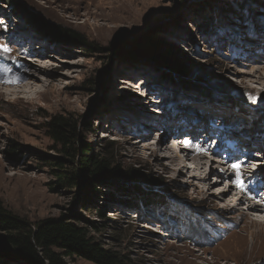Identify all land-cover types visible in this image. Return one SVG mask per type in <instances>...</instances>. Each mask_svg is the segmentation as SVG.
<instances>
[{
	"label": "rangeland",
	"instance_id": "374dc122",
	"mask_svg": "<svg viewBox=\"0 0 264 264\" xmlns=\"http://www.w3.org/2000/svg\"><path fill=\"white\" fill-rule=\"evenodd\" d=\"M12 1L48 23L78 31L87 44L42 39L38 32L29 31L28 22L10 14L11 4L0 0V45L10 49L0 52V73L10 69L9 76L20 78L27 73L26 82L34 69L45 70L37 72L36 93L25 97L6 93V88L14 89L21 79L9 85L0 83V201L4 206L31 222L48 217L78 225H88L85 219L94 221L101 229L92 234L101 247L134 264H264V231L251 222L261 215L243 216L246 201L229 206L233 192L217 195L226 184L233 185L235 174L229 165L247 158L246 147L234 148L235 139L239 143L245 133L242 139L252 138L254 154H264V131L253 127L251 117L255 114L259 121L264 117V0ZM204 19L211 22L213 34L202 32ZM142 34L171 45L174 53L208 81L205 94L181 91L179 85L175 88L163 79L162 69L142 57L134 60L125 42ZM114 44L117 49L109 50ZM45 81H51L50 85ZM218 88L232 98H245L255 108L229 104L234 98L223 101L222 96H214ZM181 107L188 114L172 119ZM197 111L216 113L209 115L216 124L218 116H230L242 124L243 132H234L233 122L215 129L207 143L201 142L204 136L199 134L194 141L181 136L182 141L177 140L180 147L175 144L176 150L194 148L192 155L199 154L197 146L220 149L217 160H230L224 165L226 179L222 182L215 183L216 173L208 174L205 183L189 177L191 170L171 169L174 165L163 156L174 152L165 149L173 143L168 137L176 129L173 124L180 125L182 119L195 124L191 116L198 118ZM55 116L74 121L79 137L72 145L78 158L83 151L81 142L90 146L88 155L95 159L104 155L108 141H114L109 157L114 165L133 168L153 183L137 179L126 186L161 193L169 208L152 209L140 204L138 197L134 205L127 206L124 202L131 197L114 195L116 190L103 173L97 177L104 182L96 181L94 189L81 184L89 174L78 170L79 161H68L47 130ZM186 141L190 143L184 145ZM156 145L161 149L154 153ZM57 161L61 167L54 165ZM187 164L193 166L190 160ZM71 172L78 176V185L62 187L57 175ZM193 182L201 191L195 190ZM96 203L105 206L109 224L94 210ZM189 214L200 222L196 230L200 234L190 236L184 230ZM64 261L95 264L77 255L64 256Z\"/></svg>",
	"mask_w": 264,
	"mask_h": 264
},
{
	"label": "trees",
	"instance_id": "16d2710c",
	"mask_svg": "<svg viewBox=\"0 0 264 264\" xmlns=\"http://www.w3.org/2000/svg\"><path fill=\"white\" fill-rule=\"evenodd\" d=\"M4 3L11 4L13 6L11 8L13 14L11 12L10 14L13 17L15 16L28 22L30 26L29 31L38 32V35L42 39L48 38L51 41L60 40L64 43L86 46L87 41L85 37L78 31L48 23L39 16L24 9L21 5L16 6L12 0H5ZM203 25L202 32L204 34H213L215 29L211 22L204 19ZM125 43L131 46L133 50L131 56L134 60L142 57L152 63L157 69L166 71L165 73L162 71L159 73L173 87L176 88V84L179 85L177 87H180L181 91L201 92V94H205L204 90L208 81L198 76L183 57L174 53L171 45L154 40L152 37H147L144 34L133 37ZM117 47L114 44L109 50L115 51ZM118 52L121 51L119 50ZM157 69L154 70L157 71ZM215 94L214 96H219L221 99L223 97V101H228L229 98L237 99L235 102L228 101V103L230 102L229 104H234V106H238L239 104L241 109L249 110V106L255 108L245 98H232L225 89L218 88ZM251 117L253 127L264 131V117L261 118V121H259L260 118L255 114L251 115ZM47 130L51 138L62 146V152L67 156L68 161L70 163L71 161L75 163L79 161L80 167H78V170L89 174L88 178L84 177V182H81V184L93 187L94 189L96 181L104 182L97 177L103 173L104 177L109 179V184L111 183V186L116 190L114 195L121 194L125 195V197H131V200L124 202L127 206L134 205V201L138 197L140 204L144 206L150 205L152 209L158 210L159 207H163L164 205H167L165 208H169V202H166V198L161 193L149 191L137 185L126 186V183L135 182L137 179H141L150 185L153 183H151L152 179L149 176L142 175L139 177V174L133 168L125 169L119 165H114L113 161L109 158L114 149V141H108L104 146V155L95 159H90L88 155L91 151L90 146L81 142V149L83 151L81 157L78 158V150L73 147L72 142L79 137V133L72 119L55 116L47 123ZM54 165L61 167L62 163L57 161ZM57 176L62 187H74L78 185V176L75 172H71L70 175L60 174ZM78 188L79 191H83L80 185ZM94 210L98 212L104 224L110 223L109 217L106 216V208L102 203L100 205L96 203ZM187 220V228L185 227L184 230L190 236H193V233L195 235L200 234L196 232L200 222L195 214H189ZM85 221L88 225H78L68 219L55 217L31 222L14 214L0 201V264H7L4 262L6 260L21 261L23 264H66L64 256L69 257L72 255H77L95 264H134L127 260L124 255L101 247L97 238L92 234L93 231H98L101 227L94 221L87 219Z\"/></svg>",
	"mask_w": 264,
	"mask_h": 264
},
{
	"label": "bare ground",
	"instance_id": "6f19581e",
	"mask_svg": "<svg viewBox=\"0 0 264 264\" xmlns=\"http://www.w3.org/2000/svg\"><path fill=\"white\" fill-rule=\"evenodd\" d=\"M30 48H31V46H30ZM28 49H29V47H28ZM26 60H28V59H26ZM30 69L32 70L34 68H30ZM36 70L37 69H34V72L28 74L29 79L26 82H25V80L27 78V76H26L27 73H25V76L21 77V82L18 83L14 89L6 88V93L8 95L15 96V98L25 97V95H27V93H33V94L36 93L35 92L36 86H37L36 83L38 82V77H39L38 73L41 74L45 71L44 69H40V68L37 71ZM45 82H46L45 84L47 86H49L51 83V81H45ZM127 84H129V83L127 82ZM180 114H188V113H185V110L183 109V107H181V109L178 112L174 113L172 119H177V117H179ZM212 114H216V113H208L207 114V112L201 113V112L197 111V112H195L196 116L195 115L194 116L198 117V118H194L193 116H191L192 120H195L194 121L195 124H189L188 119L187 120L182 119V122L180 125H178L176 123L173 124V125H175L176 129L175 130L172 129L170 136H168L169 141H171V142L173 141V143L165 149L169 150V153H170V151L172 152V150L174 152H172V154L163 155L164 157H168L170 162L174 165V167H172L171 169H175L176 167L179 166L180 170H183V169H187V171L191 170L189 177H193V178L195 177V179L199 178V180H202L204 183L206 181V177L208 176V174H213V173H216L215 176H218L215 179V183L224 181V179H226V177H225L226 171H225L224 165H226L227 162L230 160H227L226 162L222 161V160H217L220 156V149H218V150H213L210 148L205 149V146H202L201 148L205 149L204 152H202V153L199 152L198 155H192L193 152H195L194 148H188V151H186L185 149H182V148H180V149L177 148L178 150H176L175 144H177L178 146L180 144H182L181 142H178L177 140L182 141V138H180L181 136L182 137H186V136L189 137V135L193 131H195L196 127H198V126L202 127L203 126L201 119H203L205 116L212 115ZM219 117L220 116H218V118ZM205 118L207 119V117H205ZM219 119H221V124L223 123L226 126L231 125L233 122V119L230 116L220 117ZM173 125L171 124L169 128H172ZM231 126H233V128H234V130H235L234 132H236L238 129H239V131H242V128H241L242 124L241 123L233 122V125H231ZM232 131H233V129H232ZM218 133H220V131ZM244 135H245V133L240 137L239 141L242 143L243 147H249V150L247 152V158L243 161V167L241 168L242 177H243V179L245 181V185H247V187L244 189L245 195L243 197L237 195L236 193H232V195H233L232 198L234 199V201L231 204H229V206L235 205V204H237L236 206H238V204H240V202L242 203V201H246V203L244 202L246 205L244 208L246 212L242 213L243 216L244 215L247 216L249 214H251L252 216L260 214L261 216L258 215L259 218L253 219V220L251 219V222H254L256 224L261 225V232H262V231H264V215H262V214H264V154L263 155L254 154L255 149L253 150L250 147L251 143H252V141H251L252 138L250 137L251 139H245V138L242 139ZM105 136H107V134L103 135V137H105ZM211 139H212V135L209 137V139H204V142L207 143ZM247 140H249V142ZM240 142H239V144H240ZM246 142H248L250 144L247 145ZM239 144L237 143L236 147H238ZM184 145H187V143ZM181 147H183V146L181 145ZM252 147H254V146L252 145ZM160 149L161 148L156 145V147L152 149V152L156 153ZM234 155L235 154H233V156ZM207 156L210 157V159H206ZM188 160H190L192 162L193 166H191V165L189 166L187 164ZM256 162L259 165L263 164L262 165L263 167L260 166V168H258L257 165H254ZM215 164L218 166V167L216 166L217 169H216V167H214ZM175 170H177V168ZM200 170H202V171L200 172ZM199 172H200V174H199ZM231 175H233V174H231ZM193 183H194L193 186L195 187V190L201 191V189H196V188H198L197 182H193ZM209 185H212V184H209ZM231 190L235 191L236 188L232 184H230V185L226 184L224 186V188H221V190H219V192H217V195L223 197L229 191L231 192ZM215 193H211V194L214 195ZM215 197H217V196H215ZM261 197H262V199H261ZM252 212H255V214ZM252 218H254V217H252ZM253 235H251L252 240L254 238Z\"/></svg>",
	"mask_w": 264,
	"mask_h": 264
},
{
	"label": "snow or ice",
	"instance_id": "6c2138e0",
	"mask_svg": "<svg viewBox=\"0 0 264 264\" xmlns=\"http://www.w3.org/2000/svg\"><path fill=\"white\" fill-rule=\"evenodd\" d=\"M9 51L10 49L7 46L0 45V52L8 53ZM9 71L10 69H5L2 73H0V83L10 84V83L20 82L21 78L18 75L9 76L8 75ZM186 143H190V142L186 141ZM197 151L202 153L205 151V149L197 146ZM242 167H243V161H239V160L229 165V168L235 174V179L232 181V183L235 184L237 188H240L243 191L247 187V185H245L242 180V172L240 170Z\"/></svg>",
	"mask_w": 264,
	"mask_h": 264
}]
</instances>
